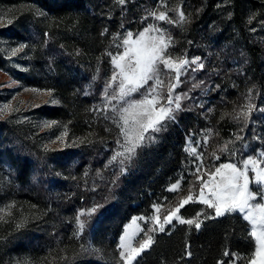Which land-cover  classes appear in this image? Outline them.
Returning a JSON list of instances; mask_svg holds the SVG:
<instances>
[{
	"label": "trees",
	"instance_id": "16d2710c",
	"mask_svg": "<svg viewBox=\"0 0 264 264\" xmlns=\"http://www.w3.org/2000/svg\"><path fill=\"white\" fill-rule=\"evenodd\" d=\"M20 1L36 3L50 20L42 23L22 12L0 27V39L25 43L28 54L10 57L0 50V70L26 86L52 89L56 105L34 113L56 121L57 132L66 128L67 139L77 142L45 151L25 123L0 120L5 194L16 205L32 209L19 229L0 222V264H122L119 238L129 219L148 214L162 198L163 204L172 205L185 196L192 179L184 150L189 138L209 127H214L219 142L241 136L230 145L238 155L224 152L218 162L264 150V0H172L187 20L170 26L173 42L168 51L220 67L213 79L214 107L205 113H178L154 142L137 149L123 172H116L115 162L104 168L121 136L115 117L95 109L102 106L101 91L111 73L109 53L120 51V35L145 25L148 20L142 18L156 0H127L125 5L118 0H0ZM244 96L254 108L249 119L238 120L233 109ZM95 167L105 177L96 190H88L83 174ZM176 174L182 178L179 190L167 193ZM94 202L99 208L79 231L77 212ZM197 213L215 216L201 203L180 210L185 219ZM200 219L199 230L177 222L167 225L134 264H228L225 250L243 257L236 264H247L255 244L239 213Z\"/></svg>",
	"mask_w": 264,
	"mask_h": 264
},
{
	"label": "snow or ice",
	"instance_id": "6c2138e0",
	"mask_svg": "<svg viewBox=\"0 0 264 264\" xmlns=\"http://www.w3.org/2000/svg\"><path fill=\"white\" fill-rule=\"evenodd\" d=\"M126 2L127 0H118L120 5H125ZM176 12L178 19H172L166 11L153 9L147 12L146 17L142 19L146 20L147 17H151L155 21L169 24H183L186 22V14L179 8ZM39 14L46 15L44 12ZM44 35L48 36L49 34L46 32ZM118 40L117 47H122L123 51H118L115 55L109 53L113 73L105 85L103 92L104 104L95 110L111 111L116 114L114 122L119 128L122 139L117 141L121 150L115 152L112 159L120 158L121 163L124 164L135 157L137 149L154 142L155 134L166 130L168 121L175 120V114L181 110V101L188 97V93H176L183 82L181 77L187 69L195 72L202 69L204 64L200 57L191 60L185 57H173L168 51L172 46L173 38L166 29L157 24L145 27L142 32L138 33L137 39H133V33L129 31L120 35ZM25 47L26 45L20 44L18 47L11 49V55L16 56L18 53L23 52ZM193 65L195 67H192ZM165 75L168 77L166 85L163 78ZM165 87L167 89L166 95L164 94ZM23 90L44 94L50 98L53 94L52 89L24 88ZM134 94H138L140 98H135ZM46 103H56V101L53 99L46 101ZM34 106L40 107V105ZM253 108V105L248 104L247 112L242 110L237 116L243 115L245 119H249ZM18 111L19 108H13L10 103H5L0 106V118L5 114ZM54 126H57L56 121L44 124V127L48 128ZM67 135L65 128L54 142L58 141L64 144ZM209 136L210 133H206L203 141L196 142L197 145H207ZM242 139L241 136L237 135L235 140L226 141L223 146L219 147V152H229L233 157H236L238 155L237 151L234 147L230 148V145H235L236 141ZM186 151H189L190 155L200 161L196 164L193 173L195 180L199 182V195L194 196L192 190L189 189L188 194L180 199L178 206L172 208L162 219L159 215L160 205H154L157 214L148 218L153 226L145 232V239L139 242L138 247L132 244V237L135 232L129 233L126 228L119 245L123 264H133V261L154 243V237L151 233L157 230L164 232V226L171 225L174 220L182 225H194L199 230L203 223L200 219L201 215H204L206 219H215L234 212L242 214L243 219L250 225L249 235L255 244L253 252L247 258V264H264V203L257 200V197L264 200V150H260L253 155H240L236 162L221 163L219 166H213L214 170H203L204 153L199 152L197 147L189 144ZM212 157L215 160L220 159L216 152L212 153ZM123 171L122 168L121 172ZM205 176L207 179L203 178ZM250 185H255V190ZM179 187L180 181L178 180L176 183L171 184L168 191L176 192ZM190 202H199L208 209L214 210L215 216L197 213L194 218H183L180 215V210ZM12 207L14 205L8 206L9 215ZM95 210L94 208L91 211ZM136 219L133 218L132 225H136ZM139 219L145 218L140 217ZM0 222L7 223L8 221L0 217ZM77 223L78 227L82 229L83 222L79 216H77ZM23 224L24 221L21 220L16 224V228L23 227ZM187 254L190 256L191 252ZM223 255L230 258L228 264H236V261L243 259L238 253L228 250H225ZM217 264H225V262L218 261Z\"/></svg>",
	"mask_w": 264,
	"mask_h": 264
},
{
	"label": "rangeland",
	"instance_id": "374dc122",
	"mask_svg": "<svg viewBox=\"0 0 264 264\" xmlns=\"http://www.w3.org/2000/svg\"><path fill=\"white\" fill-rule=\"evenodd\" d=\"M178 8L180 9L179 5L175 4V2H173L172 0H156L155 5L150 7V9L147 10V12L152 11L153 9L158 10V11H166L170 18L178 19V15L176 12ZM22 12H30L37 19H39L40 22L42 23H46L50 20V14L47 11L41 9L34 2L20 1L18 3H13V4H7V3L0 2V27H5L9 25L10 24L9 21H11L12 23L14 20V16ZM40 12H44L46 13V15H40L39 14ZM147 12L144 15V17H146ZM146 20L148 21H146L145 25L140 30L132 31L133 39H137L138 33L142 32L145 27L151 24H157L160 27L166 29L168 32H169L170 26L176 25V24H169L167 22H162V21H155L151 17H147ZM20 44L26 45L25 43H15L12 40L0 39V50L6 56L13 57L11 55V49L18 47ZM26 49L27 48L25 47L24 51L21 53H18L17 55H21L22 57L27 58L28 54H27ZM120 51H123L122 47L120 48ZM173 57H178V56L174 55ZM187 59L191 60L192 58H187ZM201 61L204 64V67L202 69L195 71V72L191 71V69H187L184 72L183 76L181 77V80L183 82L180 84V87L176 90V93L177 94L188 93V97L181 101V110L177 112L175 116L184 110H194V111H199V112L203 111V113H205V112L212 110V108L214 107V105L211 104L212 96H213L212 93L214 92L216 88V85H214L213 83V79L215 76H217L220 73L221 69L220 67L218 68L216 64H212L211 66H209L207 64L208 60L201 59ZM192 67H195V66L193 65ZM112 73H113V66L111 64V73L109 77L106 79V81L104 82V85L101 91L102 105L104 104L103 92L105 90V85H106V82L110 79ZM163 78L165 80V85H166L168 82L167 75H165ZM194 85L196 86L194 87ZM24 88L32 89L35 87L26 86L23 83L11 78L9 75H7L2 70H0V106H2L5 103H10L13 108H19L18 112H12L11 114H5L2 118H0V120H4L7 118H14V120H17L21 123H25L26 127L30 131L31 136L34 137L35 140L39 142V145L45 151L62 150V149L70 148L71 146H73L77 141L75 139L69 140L67 139V137H65L64 144L58 141L54 142L56 141V137L60 136L61 132H57V130L55 129V126L51 128L44 127V124L46 122H51V121L34 113V111L37 109L48 108V107H52L56 105L57 103L56 99L53 96L50 98L49 96L44 95V94H38V93L31 92V91H24L23 90ZM35 89H39V88H35ZM166 93H167V89L165 87L164 94L166 95ZM134 97L137 99L140 98L138 94H134ZM53 99L56 101V103H46V101H50ZM248 104H251L250 98L248 96H244L242 99H240L238 103L234 106V109L232 108L234 110L233 112L234 117L237 118L238 120H245V117L243 115L237 116V114L240 113L242 110L244 112H247ZM34 105H40V107H35ZM108 112L116 118L115 113L111 111H108ZM17 116H20V117L17 118ZM159 133H156L155 136ZM206 133H210L208 144L207 145H203V144L197 145L196 142L203 141ZM189 144L197 147L199 152L204 153V159H203L204 169L203 170H207V169L214 170L213 166H219V164L221 163H234L236 161L218 162V160L213 159L212 157L213 152H216L217 155H221L224 153V152L221 153L218 150L219 147L224 145V143L219 142V140L217 139L216 133L214 132V127H209L206 130L201 131V133L197 137L189 138L185 144L184 150L187 156V163H188L187 173L191 175L192 179H191V182L189 184V187L187 189L185 196L188 194L189 189L192 190L194 196H198L199 190H200L199 182L195 180V176L193 173L195 172L196 164L200 163V161L196 160L194 156L190 155L189 151H186V147ZM120 150L121 149L118 146L115 152L120 151ZM248 155H253V154H248ZM113 162H115L116 164V172H117L120 168H124L130 161L122 164L120 158L116 160L111 159L110 163H106L104 165V168L108 169V167ZM100 171L101 170H99L98 167H95L93 170L90 168L89 171L83 174L85 179H88L87 180L88 182L86 181L87 183L84 182V186L86 189L96 190V188L101 185L102 179L105 176H103ZM115 176L116 175L112 176V178L114 179ZM203 178L207 179L206 176ZM178 180L180 181V185H181L182 178L179 177L178 174H176V180L168 184L166 186L165 191L167 193H173L171 191H168V189L171 186V184L176 183ZM5 184L6 183H5L4 178L0 177V217H2L3 219H6L8 222L12 223L16 227V224L20 222L21 220L26 222L27 219L30 218V212L32 209L29 207L25 208L22 206H18L13 201L8 199L4 191ZM250 187H252L255 190L256 186L250 185ZM180 199L178 200L176 204L170 205V204L164 203L165 204L164 205L162 203L164 198H162L160 202H156L151 206V209L148 212V214H140V215H135L131 217L129 221L124 225L121 236L125 234L126 228L128 229L129 233L135 232V235L132 237V244L133 246L138 247L139 242L145 239V232H147L148 228L153 226L151 223V220L148 219L152 217L153 215L157 214L153 206L160 205L159 215L162 219L163 216L167 215L168 212L172 208L178 206ZM257 200L261 203H264V200H260L259 197H257ZM190 203H199V202H190ZM9 205H14V207L10 209V213H11L10 215L8 214ZM94 208L96 210L91 211ZM98 208L99 206L95 204L94 202L93 205L86 206L77 212V216H79L80 220L83 222V228L80 229L78 227L77 218H76V226L79 229V231L87 227V223L89 222L90 216L94 215ZM89 212H91V214H89ZM234 213H239V212H234ZM240 215L242 216V214ZM140 217H144L145 219H139ZM133 218H137L136 225H132ZM173 222H177V221L174 220ZM130 225L131 227H129ZM166 226L167 225H165L164 227ZM248 228L250 231L249 224H248ZM158 232L159 231L157 230L156 232L151 233V234L154 237L155 234H157ZM121 236L119 238V245L121 243ZM135 261H133V264L135 263ZM24 262H26V264H31L29 261H26V260L20 261L19 264H24ZM122 264H123V260H122Z\"/></svg>",
	"mask_w": 264,
	"mask_h": 264
}]
</instances>
